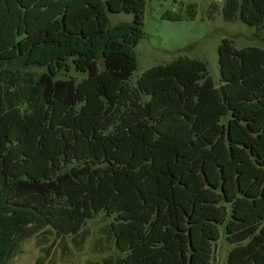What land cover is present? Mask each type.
Segmentation results:
<instances>
[{
	"label": "trees",
	"instance_id": "trees-1",
	"mask_svg": "<svg viewBox=\"0 0 264 264\" xmlns=\"http://www.w3.org/2000/svg\"><path fill=\"white\" fill-rule=\"evenodd\" d=\"M146 5L0 0V264L102 212L120 252L103 264H214L223 231L227 264H264V49L224 37L219 82L187 55L138 75ZM222 13L264 29V0Z\"/></svg>",
	"mask_w": 264,
	"mask_h": 264
},
{
	"label": "rangeland",
	"instance_id": "rangeland-1",
	"mask_svg": "<svg viewBox=\"0 0 264 264\" xmlns=\"http://www.w3.org/2000/svg\"><path fill=\"white\" fill-rule=\"evenodd\" d=\"M225 0H147L144 14V37L137 46L139 67L136 74L146 69L171 62L180 55L204 60L210 74L219 82L218 46L224 37L234 40L238 48L257 46L264 49V29L249 26L240 18L227 21L222 13ZM219 6V7H218ZM176 13L181 20L165 17ZM194 15V16H193ZM110 24L132 21L133 13H109ZM16 64L4 63V68ZM39 75L46 68L32 66L24 69ZM82 77L74 69L68 73ZM111 218L99 213L77 235L59 234L45 226L21 240L5 264H103L105 259L120 255L110 233ZM231 244L224 231L215 244L214 264H227Z\"/></svg>",
	"mask_w": 264,
	"mask_h": 264
},
{
	"label": "water",
	"instance_id": "water-1",
	"mask_svg": "<svg viewBox=\"0 0 264 264\" xmlns=\"http://www.w3.org/2000/svg\"><path fill=\"white\" fill-rule=\"evenodd\" d=\"M22 236H23V235H22ZM22 236H21V237H22Z\"/></svg>",
	"mask_w": 264,
	"mask_h": 264
}]
</instances>
